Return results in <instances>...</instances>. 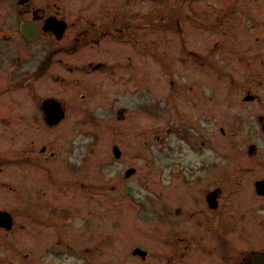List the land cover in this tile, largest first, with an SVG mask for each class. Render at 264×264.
Here are the masks:
<instances>
[{
	"label": "flooded vegetation",
	"instance_id": "flooded-vegetation-1",
	"mask_svg": "<svg viewBox=\"0 0 264 264\" xmlns=\"http://www.w3.org/2000/svg\"><path fill=\"white\" fill-rule=\"evenodd\" d=\"M57 1L12 0L14 25L0 30L25 49L0 46V60L25 63L9 88L33 106L0 111V138L8 113L56 133L36 145L20 128L26 145L0 149V264H246L264 252V0L185 8L176 23L193 55L190 95V81H139L151 32L142 17L134 45L135 0H101L96 17L82 1ZM173 88L175 121L151 140L150 118L168 112ZM135 116L146 126L137 144ZM158 154L155 187L147 166Z\"/></svg>",
	"mask_w": 264,
	"mask_h": 264
},
{
	"label": "rangeland",
	"instance_id": "rangeland-1",
	"mask_svg": "<svg viewBox=\"0 0 264 264\" xmlns=\"http://www.w3.org/2000/svg\"><path fill=\"white\" fill-rule=\"evenodd\" d=\"M82 1L84 3V7L87 11H90V14L96 15L98 14V7L101 0H78ZM122 1V0H119ZM208 0H135L134 5V11L132 13V16L136 17V26L138 27L136 30L140 32V41L137 43H134L136 47H140L143 44V37L142 35V29L141 26V20L142 17H145L150 26L145 24V26L149 27L150 30V36H149V52H150V68H149V75L148 77L142 79V76L139 81H167V83L170 84V81H173L175 83H180L178 81H190L187 84L186 90L184 91V94H189L192 92L189 85L192 83L193 79L195 77H192V74H190V71L192 69L191 61L193 58L192 53L190 52V49L185 48L187 39L184 34H181V32L178 31V28L180 27L181 30H185L181 22L179 25L176 23L178 18H185V8L191 9L193 13H196V10H208L209 8L206 5H202L203 3H207ZM219 0H217L218 2ZM62 2V3H61ZM131 3V1H128ZM12 3V0H0V30L3 26H6L8 29H11V26L13 24L12 21L7 17V15H10V10L12 7L10 6ZM59 5L61 4H67L72 5V9H77L79 6L74 5L76 3V0H59L57 1ZM96 3V4H95ZM86 4V5H85ZM132 4V3H131ZM201 4V5H200ZM121 8V6H120ZM203 8V9H202ZM124 13H128L126 10L119 12L123 15ZM222 14L223 10H217V11H208V18L214 14ZM214 13V14H212ZM197 17V16H196ZM138 19H140L138 21ZM208 22V21H207ZM203 22L201 25H204L205 28L208 26L209 23ZM14 25V24H13ZM147 27V28H148ZM221 27L223 25L221 24ZM14 29V27L12 28ZM201 29L204 30L203 27ZM207 29V28H206ZM134 32V31H133ZM121 34V32H120ZM134 34V33H133ZM147 40V39H146ZM5 47L6 53L12 56H22L25 52V49L22 48V45L18 42V39L14 36L12 37H0V46ZM181 45V47H180ZM182 46L184 48H182ZM209 49V48H208ZM207 49V50H208ZM204 50H206V46L204 47ZM205 51L206 55L208 51ZM198 53V52H197ZM136 54V53H135ZM120 55L121 48H120ZM139 59L142 62V55L136 54ZM2 61V60H0ZM25 63L23 61H19L18 64L10 65L6 61L0 62V89H4V91L0 90V111L5 110H28L33 109V106L30 105V103H24L23 100H25L23 90H15L14 88H9L10 80L15 79V70H20L22 67H24ZM124 64L120 62L119 69L120 72L124 69L126 71V68H121ZM131 67V65L129 66ZM179 72V75H183L182 77H176L175 73ZM186 74V75H184ZM188 74V75H187ZM120 75V74H119ZM121 76V75H120ZM121 78V77H119ZM193 78V79H192ZM196 81H202L198 76H196ZM175 89L173 88L169 92H166V106H168V112L162 116H151V140H153L152 136L154 133H156L157 129L163 127L166 123L172 124L174 120V113L172 111L171 103L169 101H174L176 99L175 96ZM136 96V95H133ZM137 97V96H136ZM34 104V103H32ZM155 104L154 101L151 102V105L153 106ZM159 107V103H158ZM170 109V111H169ZM4 113V112H3ZM174 116V117H173ZM5 120L7 121V125L9 126L7 128V131H10V134H7V138L1 139L0 138V149L1 147H6V154L8 149H12L14 146L16 148L22 147L23 145H26L25 143L22 145H19L17 141H21V139H17L16 132L17 129L22 128V134L26 138L24 141H30L32 139L33 143L36 145H40L41 143H44L43 141H53L54 136L56 135L55 132L49 131L45 132V128L41 126L39 122H33V124H29L28 121L24 122L23 117L19 118L18 114L15 113H8L4 114ZM144 120L143 116H140L139 118L135 116V123H134V141L141 142L143 141V129L146 128V126H140L137 124V120ZM31 126H33L31 128ZM14 127V128H11ZM43 127V128H41ZM11 128V129H9ZM27 128V129H25ZM29 132V133H25ZM6 134H3L2 138H4ZM10 136V137H9ZM169 141H175V136L171 135L169 138ZM45 142V143H46ZM137 144V143H136ZM137 153V150H135ZM160 154L155 156V159H151L149 165L147 166V171L149 172L150 178H152L151 186L158 187L159 186V174L162 176V163L160 162ZM163 179H165L163 177ZM143 203H145V200L142 198H139V204L141 205V213H144L145 207L143 206ZM146 213L149 218H152L154 220L163 219V217L160 215L158 211L150 210L148 207L146 208ZM133 236H135V240L141 241V237L138 233H132ZM152 242V241H151ZM153 243V242H152ZM164 264H170V263H164Z\"/></svg>",
	"mask_w": 264,
	"mask_h": 264
},
{
	"label": "water",
	"instance_id": "water-1",
	"mask_svg": "<svg viewBox=\"0 0 264 264\" xmlns=\"http://www.w3.org/2000/svg\"><path fill=\"white\" fill-rule=\"evenodd\" d=\"M246 264H264V252L250 255Z\"/></svg>",
	"mask_w": 264,
	"mask_h": 264
}]
</instances>
